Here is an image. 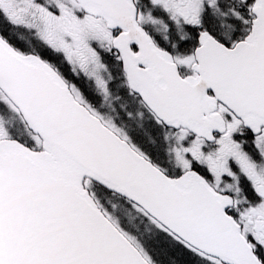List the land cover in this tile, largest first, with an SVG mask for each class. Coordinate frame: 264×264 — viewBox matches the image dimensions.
<instances>
[{
	"label": "snow or ice",
	"instance_id": "obj_1",
	"mask_svg": "<svg viewBox=\"0 0 264 264\" xmlns=\"http://www.w3.org/2000/svg\"><path fill=\"white\" fill-rule=\"evenodd\" d=\"M0 264H264V0H0Z\"/></svg>",
	"mask_w": 264,
	"mask_h": 264
}]
</instances>
